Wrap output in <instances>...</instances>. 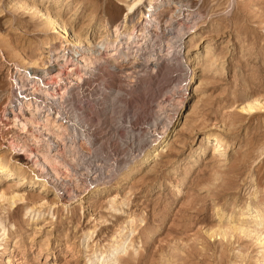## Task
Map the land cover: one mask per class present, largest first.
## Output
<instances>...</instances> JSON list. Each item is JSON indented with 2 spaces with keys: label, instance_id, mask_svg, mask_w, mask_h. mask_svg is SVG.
Wrapping results in <instances>:
<instances>
[{
  "label": "rangeland",
  "instance_id": "obj_1",
  "mask_svg": "<svg viewBox=\"0 0 264 264\" xmlns=\"http://www.w3.org/2000/svg\"><path fill=\"white\" fill-rule=\"evenodd\" d=\"M132 1L0 0V158L15 170L0 179V264H98L96 257L120 238L128 245L109 264H264L256 234L210 237L217 227L240 224L256 226L264 239V223L257 224L264 219V108L251 114L239 108L264 100V0H152L157 21L149 37L100 55L107 66L116 54L138 50L136 59L114 66L115 76L83 85L92 114L132 122L116 120L120 124L108 127L126 131L120 139L133 145L134 155L115 142L101 151L111 134L100 129L102 123L90 125L87 151L69 149L74 166L68 154L66 163L49 162L68 183L58 181L65 199L56 198L53 180L39 193L41 173L54 172L31 165L39 161L28 150L37 148L31 125L23 133L14 125V65L35 58L46 66L47 50L63 43L45 35L39 16L19 6L33 3L57 14L92 49L107 35L114 40L115 26L141 32L138 10L148 1L125 21ZM179 27L185 40L180 51ZM164 131L166 142L153 147L164 140ZM218 138L228 145L216 159L203 146ZM115 158L121 163L112 171L107 167ZM21 171L33 183L13 189ZM15 193L26 199L11 208L7 199ZM255 209L262 217L250 223Z\"/></svg>",
  "mask_w": 264,
  "mask_h": 264
},
{
  "label": "bare ground",
  "instance_id": "obj_2",
  "mask_svg": "<svg viewBox=\"0 0 264 264\" xmlns=\"http://www.w3.org/2000/svg\"><path fill=\"white\" fill-rule=\"evenodd\" d=\"M146 1H148V3L144 6V9L138 10L139 5H141V3L143 2L142 0H136V1L133 0L130 4L127 5V13L123 18L126 21V18L129 17V15L137 8L136 10H138V17H140L144 22L140 33H137L134 30L124 33L120 30V26L118 25L115 26V28L111 32V37H115L114 40H112V38H109L110 36L107 35L103 41L93 45L92 49L86 48V46L84 45L85 43L83 44V40L80 38V36L77 33H75V31H73L71 27L68 26L57 14H51L45 8L37 7L33 3H23V4L22 3L20 4V2L18 3L20 4L19 6L20 8H24L27 11L31 10V14H33L32 16H39L38 18H40V20H42L44 24L43 31H45V35L54 34L61 41V43H63L61 49L50 48L47 50L46 56L49 62L47 63L46 66L44 64H40L38 59L35 58H27L22 60V63L24 64V66L22 67L19 66L18 64L14 65V68L16 70L13 80V82L15 83V87L14 90L11 91L13 100L10 102V105L12 104V106L16 107L17 109H14L13 107L10 111L12 112L11 114H13L14 117V121H15L14 125L17 130L19 129V131H21L20 133L25 132L26 127L28 125H31L30 134L33 142L36 143L37 148L35 149L36 151H33L32 149L29 148V152H34L36 154L35 157L39 160V161H33L32 159L31 162L33 161V163L31 165H37L38 168L40 167L43 170L44 169L47 170V168L44 167L48 166L49 168L50 167L49 162L52 161L56 162V158L58 157L57 156L58 154L56 153L55 150H53V148L52 151H54V153L53 154L49 153V151L51 150L50 143H49V139H46V137L52 135L54 138L60 139L63 134L61 132L62 122H60V119L58 118V122H59L58 123L57 118L53 119V117L49 116L50 114L49 112L50 110L48 108L49 99H51L52 96L62 97L65 95H70L72 97L70 102L74 105L73 108L75 109L84 108L90 114L93 107H91L90 104H88L86 99L84 98V96L87 95L86 93L84 94V92H86V89L83 87V85L89 82H95L98 80L101 81L103 77L107 78L108 76H115L117 74V71L113 69L114 66L124 61H131V60L134 61L136 59L138 50H135V52L130 51L128 52L129 54H116V57L112 58L113 62L110 63L109 66H107L104 64V62H101L100 55L101 53L109 54L110 51L116 52L117 48L122 43H126V44L129 43L131 45L137 44L139 40L146 39L149 37L150 35L149 26H151L152 23H156L157 18L155 16L156 8L155 5H153V3L151 2L152 0H146ZM125 25L126 24H124L123 26L125 27ZM182 30H183L182 27H179L176 31L177 35L175 42H176V46L178 47V49L176 50L179 51L185 45V40L183 38L184 31ZM43 46L44 47L42 48L45 49L47 48L45 47V44H43ZM155 60L156 62L158 61V56ZM35 67L38 68L39 71L31 70V68H35ZM192 78L193 75L191 73L190 81L192 80ZM103 84L105 85V82H103ZM22 92H26V93L22 94ZM239 108L242 112L246 114H251L253 112H256L257 110L264 108V100H259V99L250 100L245 104L241 105ZM25 110L28 111L30 116H28L29 114L27 116H23V112ZM90 125L91 124L87 122V124H83L82 126L83 134L81 138H83L85 142L87 141V143H89V138H90L88 135L91 134V132L93 131L92 128L93 125L92 126ZM167 133L168 131L167 132L164 131L163 133L164 140L161 142V138H160L157 141L156 145L152 144L153 147L156 146L157 149L161 147L162 144L166 142L165 138ZM227 145H228L227 141L224 138H218L212 141H206L203 147L212 150L211 152L212 157L217 159V157L221 155L220 154L221 151H223ZM73 148L75 149L76 146L74 145ZM39 157L41 158L42 162L40 161ZM59 160L60 159H58V161ZM39 162L41 163L39 164ZM17 165L18 166H16L17 167L16 169H18V171L22 170V166L20 164ZM51 168L52 167H50V169ZM51 170L54 172V176L56 177L54 180L56 182L55 185L53 186L57 196L56 198L62 201L65 198L60 197V192H59L60 186L58 185L59 179L57 178L58 176L55 175L56 170L55 168H52ZM14 171L15 170L10 168L8 162H5L0 158V179H2L5 176L14 175ZM41 174H42L41 176H43L45 180H43L44 182L41 185L42 191H40L39 193H42L43 190H47L45 186L46 184L49 183V180H51L48 178L47 171ZM13 183H14L13 189H20L25 185H27L28 183H33V182L28 181V178L25 176V173L22 174L21 171V175L18 176V178L14 180ZM105 188L107 187L96 188L94 191H100L101 189H105ZM13 195L14 196H11L9 197V199H7L11 208L18 205V202H24L26 199L22 194L19 193H15ZM61 196H63V194ZM0 198H2V196H0ZM70 198L71 197H69L68 199ZM64 203H68V202H64ZM262 214L263 213L261 212L260 209H255V212L249 215L250 223L258 220L260 217H262ZM261 223H264V219L257 221L258 226ZM236 225H238V227H235V225L232 226L228 225L227 228L225 226L224 228L217 227V230L211 232L210 237L220 236L222 238H226L230 236L229 234L231 232L234 231H239L240 233L245 234L246 236L250 235L251 233H254L257 235L258 238L257 241L258 240L260 241L259 246L264 245V239L260 238L261 235L263 234H261V231H259L258 229L256 230L255 228L256 226H253L254 227L253 228L251 227V225L248 226L247 225L239 226L240 224H236ZM120 239L118 240V242H116V244L110 249V251L106 255L100 254L99 257H96L95 260L97 261L98 264H109L115 262L119 250L124 246L126 247V245H128L125 244V241H121ZM258 261L260 262V260Z\"/></svg>",
  "mask_w": 264,
  "mask_h": 264
},
{
  "label": "built area",
  "instance_id": "obj_3",
  "mask_svg": "<svg viewBox=\"0 0 264 264\" xmlns=\"http://www.w3.org/2000/svg\"><path fill=\"white\" fill-rule=\"evenodd\" d=\"M24 93H26V92H22V94H24ZM71 98L72 97L70 95H65L62 97H58V96L53 97L52 96V98L49 99V101H48V108L50 110L49 116L53 117V119L57 118V122H58V118H59L60 122H62L61 132L63 134H62V137L60 139H56L52 135H49L46 137V139H49L50 149H51L50 153H52V154L54 153V151H52V148L56 152L61 153L60 158L59 157L56 158L57 160L61 159L60 160L61 162L66 163L67 162V159H66L67 154L71 155L72 156L71 158L74 159V162L70 166V168H71L72 166H74V164H76V158L74 157V155L71 152H69V149L73 148V146L75 145L79 149V151L80 150L83 152L87 151V149H86L87 144H84L83 143L84 140H83V138H81V136L83 134V127L82 126H83V124H87V122H90L91 125H95V124L101 125V123H102V126L100 129L105 128L111 134L112 139H109L107 142H104L106 144H104L103 146L100 145L101 151L105 148L106 149L109 148V143L115 142L114 145L116 147L118 146V148L127 147L129 150L130 157L134 155L133 147H132L133 145H131V143L124 142L120 139V134L122 133V131H124V132H126V131L124 129H119V128L118 129H114V128L109 129V127H108V124L111 126H116L120 123L132 124V122L130 120H127L124 117L121 118L117 114H115L114 116H109L107 119H105L106 117L104 115H101V114L97 115L96 113L92 114L93 112L90 113V116H91L90 117V116H88L89 113H88V111H86V109H84V108H79V109L73 108L74 105L70 102ZM114 110L115 111L119 110V109H117L116 105H115ZM116 120H120L121 122L117 123ZM134 131H135V128H134V130L131 131V133H129L130 137H132ZM115 146H112L111 148H115ZM27 147H29V146H27ZM28 150H29V148H28ZM107 160H108V156H107ZM120 163H121L120 159L115 158L112 160L111 163H109V165L107 164L108 165L107 168L108 169L110 168L112 171H114L118 168V165ZM68 169H69V167H68ZM80 172H82V170H80ZM107 172L108 173L105 174L103 171L102 175L104 177H109V179H111L113 176H109V171H107ZM48 174H49V172H48ZM55 175L57 176L56 173H55ZM48 178L51 179L50 181L52 182V179L54 181L56 177L54 176V173H53V175H51V177L48 176ZM101 179H102V177H101ZM61 180H63L64 183L68 184L64 179H59V181H61ZM103 180H105V179H103ZM87 181H89V180H87ZM100 181L101 180L98 179L93 184L95 185L96 183H99ZM54 182H56V181H54ZM83 185H85V184H83Z\"/></svg>",
  "mask_w": 264,
  "mask_h": 264
}]
</instances>
